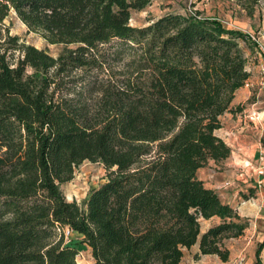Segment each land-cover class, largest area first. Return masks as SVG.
<instances>
[{"label":"trees","instance_id":"trees-1","mask_svg":"<svg viewBox=\"0 0 264 264\" xmlns=\"http://www.w3.org/2000/svg\"><path fill=\"white\" fill-rule=\"evenodd\" d=\"M233 1L249 17L264 2ZM152 2L0 0V23L14 12L62 48L0 34V264H79L78 244L93 264H180L198 243L227 262L226 241L250 227L198 171L231 158L216 131L251 41L200 12L132 26ZM86 161L107 174L82 207L62 186Z\"/></svg>","mask_w":264,"mask_h":264},{"label":"crops","instance_id":"crops-1","mask_svg":"<svg viewBox=\"0 0 264 264\" xmlns=\"http://www.w3.org/2000/svg\"><path fill=\"white\" fill-rule=\"evenodd\" d=\"M255 51L256 48H244L250 77L237 92L231 109L221 117L222 126L216 131V135L232 149L231 158L223 169L210 166L198 171V177L206 187L216 190L226 203L234 206L242 217L248 218L250 227L239 238L226 241L225 245L231 252L229 261L223 262L217 255H201L198 243L185 250L180 264H229L234 256L230 242L245 243L255 236L256 222L264 216V176H260L255 168L261 152L258 142L264 119V91L260 87L259 60ZM248 162L253 166H245ZM251 189L255 190L253 196L249 193ZM202 221V233L219 223L218 218ZM240 253L237 257L242 259Z\"/></svg>","mask_w":264,"mask_h":264},{"label":"rangeland","instance_id":"rangeland-1","mask_svg":"<svg viewBox=\"0 0 264 264\" xmlns=\"http://www.w3.org/2000/svg\"><path fill=\"white\" fill-rule=\"evenodd\" d=\"M195 12L202 13V17L218 19L230 29L250 32L264 44V2L256 14L249 17L233 0H153L152 4L145 10L133 13L131 24L134 27L142 28L149 26L154 20L167 14ZM7 30L40 49H48L54 56H58L62 49L58 46L49 45L39 34L29 31L28 27L14 12L0 23V34L2 32L6 33ZM242 46L243 48H256V45L252 42H242ZM256 53L257 51H255ZM122 68L120 64L115 66L117 71L122 70ZM259 111L261 110L259 109ZM261 132L262 135L258 143L262 155L264 154V119ZM106 174L107 171L101 163L86 161L76 169L74 179L63 185L62 190L69 201H77L82 207H85L91 192L105 181ZM255 230L256 235L251 236L245 243L230 242L229 245L233 246L234 256L229 264H255L258 245L264 243V216L256 222ZM74 239L75 242H80L78 237L75 236ZM78 248L80 253L77 261L80 264H93L94 259L90 248L82 244H78ZM240 252H242V259L237 257L241 254ZM262 260L264 261V251Z\"/></svg>","mask_w":264,"mask_h":264},{"label":"built area","instance_id":"built-area-1","mask_svg":"<svg viewBox=\"0 0 264 264\" xmlns=\"http://www.w3.org/2000/svg\"><path fill=\"white\" fill-rule=\"evenodd\" d=\"M247 39L249 41H251L252 43H254L256 45V55H258V60H259V77H260V87L261 89L264 91V44L261 43L257 38H255V36L253 34H251L250 32H243ZM247 167L249 166H253L251 165L249 162L245 165ZM257 173L260 176H264V154H262L259 157V164L255 167ZM70 230L69 229H65V234L67 237L70 236Z\"/></svg>","mask_w":264,"mask_h":264}]
</instances>
